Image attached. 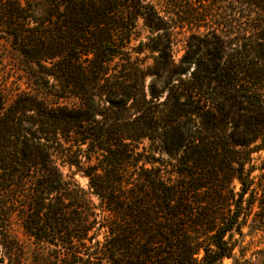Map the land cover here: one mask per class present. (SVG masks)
<instances>
[{
  "label": "trees",
  "instance_id": "trees-1",
  "mask_svg": "<svg viewBox=\"0 0 264 264\" xmlns=\"http://www.w3.org/2000/svg\"><path fill=\"white\" fill-rule=\"evenodd\" d=\"M263 147L264 0H0V264H221Z\"/></svg>",
  "mask_w": 264,
  "mask_h": 264
},
{
  "label": "rangeland",
  "instance_id": "rangeland-1",
  "mask_svg": "<svg viewBox=\"0 0 264 264\" xmlns=\"http://www.w3.org/2000/svg\"><path fill=\"white\" fill-rule=\"evenodd\" d=\"M139 31L138 39L134 43H139L141 40L147 41V37L150 35L142 20L139 22ZM189 33L188 27L185 26L177 27L172 35L173 57L176 61H179L185 53L186 38ZM148 61L152 60L148 59ZM19 83L22 89L27 87L26 78H21ZM246 167L252 169L253 194L250 195L249 193L246 196L245 205L247 208L244 211L242 234L237 231L233 233L232 241L237 243L234 256L225 258L221 264H264V223L260 220L262 217L259 215L261 210L260 199L264 194V147L251 154L250 162ZM76 178L83 187L88 188V178L81 173H77ZM249 198L251 202H248ZM92 199L98 203V199L94 195H92ZM11 235L22 246L21 259L23 264H32L39 246L25 233L17 217L12 220Z\"/></svg>",
  "mask_w": 264,
  "mask_h": 264
}]
</instances>
